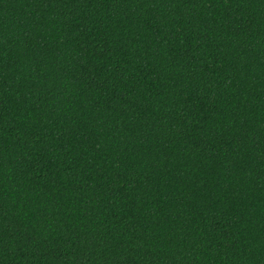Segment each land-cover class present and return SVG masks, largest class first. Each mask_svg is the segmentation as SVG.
<instances>
[{
    "label": "trees",
    "instance_id": "1",
    "mask_svg": "<svg viewBox=\"0 0 264 264\" xmlns=\"http://www.w3.org/2000/svg\"><path fill=\"white\" fill-rule=\"evenodd\" d=\"M0 264H264V0H0Z\"/></svg>",
    "mask_w": 264,
    "mask_h": 264
}]
</instances>
